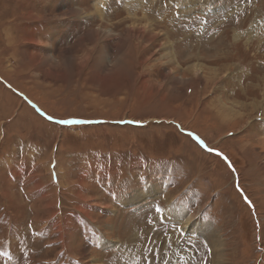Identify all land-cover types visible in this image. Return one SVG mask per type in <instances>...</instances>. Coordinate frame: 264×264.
Masks as SVG:
<instances>
[{
	"label": "rangeland",
	"instance_id": "rangeland-1",
	"mask_svg": "<svg viewBox=\"0 0 264 264\" xmlns=\"http://www.w3.org/2000/svg\"><path fill=\"white\" fill-rule=\"evenodd\" d=\"M0 264H264V0H0Z\"/></svg>",
	"mask_w": 264,
	"mask_h": 264
},
{
	"label": "bare ground",
	"instance_id": "bare-ground-1",
	"mask_svg": "<svg viewBox=\"0 0 264 264\" xmlns=\"http://www.w3.org/2000/svg\"><path fill=\"white\" fill-rule=\"evenodd\" d=\"M107 1V0H106ZM67 4V3H66ZM70 11L68 12V14L70 15V16H74V17H76V16H78V15H80V14H82V13H84V10L85 9H83V10H80V9H78L77 7H75V8H72V9H69ZM99 12H100V8H99ZM32 15V14H31ZM104 15V14H103ZM38 16V15H37ZM37 16H35V17H37ZM34 17V18H35ZM40 17V16H39ZM103 18V17H102ZM31 19V18H30ZM38 20V19H37ZM36 21V20H35ZM76 26V25H75ZM78 26H79V24H78ZM78 26H76V27H78ZM9 28V27H8ZM16 28V27H15ZM251 29V28H250ZM130 31V29L128 30V32ZM97 34H99V32H95L93 35H92V33H90L89 35H91L90 37H85V39L83 40V41H81V40H79V44L81 45V44H83V43H85V42H92V40H93V37H94V35L95 36H97ZM15 35V34H14ZM88 35V36H89ZM106 35H111L109 32H106ZM18 36V35H17ZM25 39H21V38H18V42H17V45L18 44H22V43H24L25 41H27V43H33L34 45H35V47H40L41 45H44L43 43H41V42H39L37 39H36V37H35V33H33V34H27L26 35V37H24ZM13 40H14V38H13ZM12 42V41H11ZM106 43H104L103 45H102V47H100V53L101 54H105V53H109V51L112 49V47H114V44H113V42H112V40L111 39H106V41H105ZM16 44V43H15ZM88 44V43H87ZM120 44H123V45H126L127 43H123V42H121ZM90 49V48H89ZM94 49H96V48H94ZM17 51V50H16ZM123 51V50H122ZM121 51V52H122ZM38 53H40L39 52V50L37 51ZM43 53H40V54H38V53H36V54H38V56H36L38 59L37 60H35V62L32 60V58L30 57L31 56V52H26V54L28 55V57H30L31 58V60L29 61L28 60V62L26 63V61L24 62V60H23V64L24 65H22V61H18L19 62V65H20V67H17V70H18V72H21L22 71V69L23 68H21L22 66L24 67V66H26V68H29V69H31V68H33V69H36L37 67H38V64H39V62H40V60L41 59H46L47 57H48V54L46 53V51L44 50V51H42ZM68 54V53H67ZM69 54H71V53H69ZM125 54V53H124ZM123 54V55H124ZM32 55H34V54H32ZM122 55V56H123ZM28 57H26V58H28ZM33 57V56H32ZM124 57V56H123ZM25 59V58H24ZM36 59V58H35ZM26 60V59H25ZM51 60H53L52 58H50V59H47V61H51ZM45 61V60H44ZM97 62V61H96ZM145 62V61H144ZM66 63H68L67 61H66ZM121 63V62H120ZM50 64V63H49ZM83 64V63H82ZM120 67V66H119ZM25 68V69H26ZM196 69L199 71L200 70V68L199 67H197L196 66ZM99 72V71H98ZM217 72V71H216ZM109 74H115V71H111V72H109ZM111 78V77H110ZM224 110H227V109H224ZM221 111V110H220ZM224 113V112H223ZM219 115H221V118H224L225 117V115L224 114H222L221 112H219ZM15 155V154H14ZM34 167V166H33ZM26 172V171H25ZM24 172V173H25ZM14 173V172H13ZM61 174V173H60ZM21 173L19 174H15V176H17V177H21ZM28 175V174H27ZM31 175V174H30ZM59 175V174H58ZM9 179V178H8ZM30 179H32V178H30ZM77 184H81V185H86L87 186V183H85L84 182V179H83V181L82 180H80V182L79 183H77ZM77 184H75V185H77ZM37 185H38V183H37ZM90 187V186H89ZM55 188V187H54ZM151 190V191H150ZM150 190H148V192L146 193V192H143V194H145V195H147V194H149V193H156L155 191H154V189L153 188H150ZM53 191V190H52ZM41 192V191H40ZM56 192H57V190H56ZM81 193V192H80ZM44 194V193H43ZM51 194V193H50ZM55 194V193H54ZM52 195H53V192H52ZM6 196V195H5ZM7 196H9V195H7ZM43 196H45V195H43ZM55 196V195H54ZM52 199V201H53V199H55V197H53V198H51ZM40 200V199H39ZM50 206H51V203H48ZM49 205H46L47 207L49 206ZM50 208V207H49ZM175 209H171V207H170V209H168V212L169 211H171L172 213H170L171 215H176V218L178 219V217H179V220L181 219L180 218V215H181V213H180V211H181V209L178 211H174ZM199 212V211H198ZM184 215V211H182V215L181 216H183ZM185 216V215H184ZM197 216L198 215H196V214H193L191 217H190V219L188 218L187 219V221H184L183 220V223H184V225H185V228H184V226H180V229L182 230V232L184 233V234H187V235H200V232L199 231H197V230H192V225H191V220L192 219H196L197 218ZM173 218H175V217H173ZM184 218V217H183ZM199 224H201V222H198L197 223V225H199ZM180 225V224H179ZM191 230H192V232H191ZM218 244H219V240H214V248L212 249L214 252H213V254H214V256H215V253H217V250H218V248H219V250L223 247V246H218ZM224 250V249H223Z\"/></svg>",
	"mask_w": 264,
	"mask_h": 264
},
{
	"label": "crops",
	"instance_id": "crops-1",
	"mask_svg": "<svg viewBox=\"0 0 264 264\" xmlns=\"http://www.w3.org/2000/svg\"><path fill=\"white\" fill-rule=\"evenodd\" d=\"M40 3V2H39ZM66 3H68L67 1H65L63 4H66ZM46 6V5H45ZM77 24V23H76ZM27 28H24V29H22L23 31H25ZM28 30V29H27ZM70 30L72 31V29L70 28ZM68 33H70V32H68ZM68 35V34H67ZM26 37V36H25ZM21 39H25L24 37L23 38H21ZM2 79V78H1ZM3 84V86L5 87V88H7V91L8 92H10L11 94H15V95H19V97H21V98H25L27 101H29L31 104H32V106L34 107V109L36 108L37 110H38V112L39 113H41L43 116H46V117H48V115L45 113V111L38 105V104H36L34 101H32L24 92V94L23 93H21V92H19L18 90H17V88L15 89L14 87H13V85L10 83V82H6V83H2ZM6 84V85H5ZM8 87H12L13 88V90H11V89H8ZM4 88V89H5ZM9 109V108H8ZM10 110V109H9ZM80 121H83V120H80ZM97 121H99V120H90V121H86V126H90V127H93V126H98V125H100L99 123H97ZM121 122V124H118V125H121V126H123V125H127V126H137V127H140L141 125H143L144 123H137V120H130V119H126V120H124V121H119L118 123H120ZM83 125H84V123H83ZM83 125H77L76 123H69V124H66L65 126L66 127H73V126H77V127H81V126H83ZM85 127V126H84ZM20 154V153H19ZM46 155V154H45ZM99 156V154L97 155V157ZM100 159V160H99ZM96 162L98 163V164H102V165H105L104 163H103V160H102V157H101V155L96 159ZM60 165V164H59ZM144 168H145V165H142ZM87 167H89L90 168V170L91 169H94V167H95V164H93V162H86V168ZM100 168H103L102 166H100ZM26 169V168H25ZM104 170H105V168H104ZM22 175H21V177L22 178H28L29 177V175L28 176H26V175H24L23 176V173H21ZM13 175V174H12ZM15 176V175H14ZM16 177V176H15ZM21 177H20V179H21ZM55 177H57L56 176V174H54L53 175V177H52V179H53V181H54V178ZM18 180H20L19 179V177H16ZM99 178V177H98ZM57 180V179H56ZM29 181H30V177H29ZM12 183H13V181H11ZM34 182V181H33ZM38 182V181H37ZM37 182H35V183H37ZM80 182V181H79ZM78 182V183H79ZM95 182V181H94ZM34 183V184H35ZM77 184V183H76ZM14 185V184H13ZM102 185V183L101 184H98V186H101ZM108 185V184H107ZM98 186H96V187H98ZM104 187V186H103ZM101 189V188H100ZM102 190V189H101ZM147 190H150L149 188L147 189ZM104 191H106V190H104ZM151 191V190H150ZM156 191V190H155ZM150 194H152V193H149V194H147V195H150ZM35 197H38L39 198V196L38 195H35ZM42 233V232H41ZM41 233H38V237L39 236H42V235H45V234H41Z\"/></svg>",
	"mask_w": 264,
	"mask_h": 264
},
{
	"label": "snow or ice",
	"instance_id": "snow-or-ice-1",
	"mask_svg": "<svg viewBox=\"0 0 264 264\" xmlns=\"http://www.w3.org/2000/svg\"><path fill=\"white\" fill-rule=\"evenodd\" d=\"M60 123H82L81 121H60ZM160 209L157 208V211H159Z\"/></svg>",
	"mask_w": 264,
	"mask_h": 264
}]
</instances>
